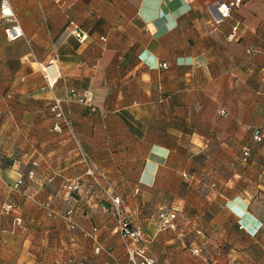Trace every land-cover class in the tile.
I'll list each match as a JSON object with an SVG mask.
<instances>
[{
    "label": "crops",
    "instance_id": "crops-1",
    "mask_svg": "<svg viewBox=\"0 0 264 264\" xmlns=\"http://www.w3.org/2000/svg\"><path fill=\"white\" fill-rule=\"evenodd\" d=\"M217 1L9 0V21L0 8V264H129L82 151L159 264H264V0L219 25ZM69 89L95 110L66 104L72 129L51 132L48 102Z\"/></svg>",
    "mask_w": 264,
    "mask_h": 264
},
{
    "label": "built area",
    "instance_id": "built-area-1",
    "mask_svg": "<svg viewBox=\"0 0 264 264\" xmlns=\"http://www.w3.org/2000/svg\"><path fill=\"white\" fill-rule=\"evenodd\" d=\"M245 0H218L214 3V7L217 10V16L214 17V22L219 25L224 20L229 19L232 13L238 9ZM1 15L6 21H9L14 17L9 0H1ZM238 27L233 28V32L236 33ZM7 37L10 41H16L23 37V31L18 25L15 19L12 25L6 30ZM248 53H252V50H248ZM43 77L46 81V85L49 90H54L62 79L61 70L57 60L50 61L48 64L41 67ZM79 103L95 110L94 106V94L89 89L77 90L69 89L67 99L64 101L58 97H53L49 100L48 105L52 114L56 118V123L51 128V132L63 133L64 130L72 129V118L70 112L65 108L66 104ZM220 115L226 117L228 114L225 110L220 111ZM253 141L258 144H264V127L256 128L253 131ZM82 162L86 165V176L92 179L94 188L99 194L110 204L109 209H105L113 213L116 219V231L119 234L124 251L129 264H159L158 259L149 253L148 239L144 236L142 231L136 227L128 213L123 207V201L119 195L113 190L110 181L101 175L97 170L94 161L83 151L80 153ZM251 158V151L249 148H245L242 152L241 163L247 164ZM22 184V181L18 182L15 188H18ZM66 191L73 193L78 192L82 188V182L80 179L75 180L70 184L64 185ZM13 209V206H8L5 212L9 213ZM72 211H68L66 216L70 217ZM160 219L163 222V226L172 230L176 229L175 221L177 220V214L175 212H162ZM76 226L73 225L72 228ZM103 248L96 249L97 253H100ZM195 254H198V249L193 250Z\"/></svg>",
    "mask_w": 264,
    "mask_h": 264
},
{
    "label": "trees",
    "instance_id": "trees-1",
    "mask_svg": "<svg viewBox=\"0 0 264 264\" xmlns=\"http://www.w3.org/2000/svg\"><path fill=\"white\" fill-rule=\"evenodd\" d=\"M74 193V192H73ZM105 200V199H104ZM106 201V200H105ZM107 202V201H106Z\"/></svg>",
    "mask_w": 264,
    "mask_h": 264
}]
</instances>
